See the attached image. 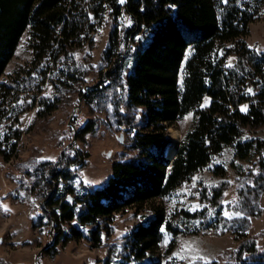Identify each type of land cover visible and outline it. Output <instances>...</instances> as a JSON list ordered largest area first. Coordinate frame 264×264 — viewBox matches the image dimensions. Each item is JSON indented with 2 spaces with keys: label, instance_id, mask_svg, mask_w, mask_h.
Wrapping results in <instances>:
<instances>
[{
  "label": "trees",
  "instance_id": "16d2710c",
  "mask_svg": "<svg viewBox=\"0 0 264 264\" xmlns=\"http://www.w3.org/2000/svg\"><path fill=\"white\" fill-rule=\"evenodd\" d=\"M263 4L264 0H126L124 5L120 0H0V155L4 161L15 157L22 137L20 114L36 108L31 131L38 121L45 122L61 104L66 105L64 98L70 93L80 94L94 115L100 112L80 124L79 131L75 127L77 138L94 131L125 137L104 187L82 182L86 191L80 197H67L61 205L65 212L54 216L69 228L63 245L88 239L96 248L102 242V222L112 229L109 223L116 214L150 206L153 217L112 244L105 264H146V256L162 246L164 228L174 236L179 231L210 234L214 229L240 233L237 238L242 243L223 253L222 262L198 259L189 264H264V244L245 239L243 232L251 218L263 213L259 198L264 193V140L243 138L264 128V48L252 47L246 39ZM105 28L107 41L99 64L94 65L97 37ZM25 33L31 62L5 78ZM129 58L132 64L127 69ZM231 60L235 64L229 68ZM96 67L100 79L85 92ZM44 85L49 92L40 95ZM206 96L211 104L204 108ZM242 105H248L246 111L240 109ZM189 113L194 120L187 126L184 120ZM179 125L182 137L173 145L168 131ZM68 129L62 149L70 146L73 137ZM227 146H234L240 158L256 152L251 165L238 175L237 199L225 202L227 181L199 187L196 197L204 207L183 211L189 225L180 228L168 223L156 201L168 203L177 188L207 168ZM172 147L175 153L168 157ZM75 152L69 148L57 161L40 155L26 166L23 178H13L19 185L24 178L45 182L31 192L37 191L40 198L32 206L41 209L39 214L44 211L41 200L51 194L45 171L56 165L63 170L59 165L70 163L67 157ZM81 169L82 165L68 173L58 171L59 178L64 177L57 183L64 188L65 180L78 178ZM211 169L225 176L224 166ZM223 210L233 216L223 217ZM88 224L90 233L82 229Z\"/></svg>",
  "mask_w": 264,
  "mask_h": 264
},
{
  "label": "rangeland",
  "instance_id": "374dc122",
  "mask_svg": "<svg viewBox=\"0 0 264 264\" xmlns=\"http://www.w3.org/2000/svg\"><path fill=\"white\" fill-rule=\"evenodd\" d=\"M125 3L126 0L121 4L124 5ZM27 37L28 34L25 33L14 58L6 69L5 78L18 68L27 66L31 62L32 54L27 45ZM246 39L250 46L259 50L264 48V4L255 21L251 23ZM106 41L107 30L105 28L97 37L98 46L96 52L93 53L94 61L92 60L94 65L99 64V55ZM131 64L132 58H129L126 68L129 69ZM234 64L235 60H231L227 66L232 68ZM93 73L94 75L90 80L92 83L89 85H95L93 83L100 79L97 67ZM46 85H44L40 95L49 92ZM64 101H66V105L61 104L60 108L54 111L45 122L38 121L31 131L29 128L36 114V108L20 114L18 123H20L19 129L22 130V137L15 150V157L5 162L0 155V264H105L107 250L112 244L121 241L134 226L145 223L153 217L150 206L137 210L128 208L113 216L109 223L112 229L106 228L105 223L102 222L100 227L102 242L98 247L93 248V242L88 239H72L63 245V239L70 233L69 228L65 224H58L54 217L56 214L65 212L62 211L61 205L63 202L66 203L67 197H80L86 191L82 182L85 186L92 185L96 189L104 187L112 174L113 164L119 160L120 153L123 151V144L119 141L121 133L104 132L100 134V132L94 131L83 135V138L76 137L74 140L75 127L79 131L80 124L87 123L91 117H99L100 112L94 115L89 111L80 94L70 93L68 97L64 98ZM210 104L211 99L206 96L203 99L202 107H209ZM79 105L80 109L77 110ZM247 108L248 105H242L240 109L246 111ZM100 117L104 118V115L101 114ZM193 120L194 114L189 113L184 121L187 126H190ZM68 128L73 130V133L69 132L70 137L72 134L73 137L70 146L62 149L61 145H64L63 141L69 131ZM168 132L173 145L180 141L182 137L180 125L179 127H170ZM176 132H178V136H175ZM243 138L264 140V128L253 135L246 134ZM62 139L64 140L62 141ZM69 148L76 151L75 154H69L67 157V159L70 158V163L60 164L59 166L63 170H58V165H56L44 173L48 181L47 188L52 195L50 194L49 198L41 200L40 203L44 207V211L39 214L38 211L41 209L39 207L32 209V206L40 198L35 194L37 191L31 192L34 190L33 188L39 187L45 182L41 181V178H37L35 182L24 178L22 179L25 181L24 184L19 185L16 183L17 180L13 178H23L26 166L30 165V161L38 156L47 154L48 157L57 161L59 156ZM255 153L253 150L246 153L244 158H240L236 156L234 146H227L222 154L216 156L207 168L194 175L189 183L177 188L168 203L157 200L154 205H162L168 223H177L180 228L189 225V220L185 219L184 215L182 217L183 211L195 212L204 207L196 197L197 191L195 189L203 186L211 188L222 181H227L229 185L225 202L235 201L237 199L236 180L238 175L244 173L251 165ZM81 165L82 169L78 178L65 180L64 188L57 183L61 173H68L69 169ZM215 165L224 166L226 169L225 176H217L213 173L211 167ZM47 168L49 169V167ZM29 199H36V201L32 203ZM259 205L263 213L251 218L243 232L246 236L245 239H252L261 246L264 244V237H262L264 236L262 234L264 231V193L259 198ZM225 213L228 215L226 216ZM32 216H34L33 220H31ZM222 216L231 217L233 214L223 210ZM49 218L51 223H49ZM52 219L54 223H52ZM82 227L83 231L90 233V224ZM218 228L221 227L218 225ZM108 231L111 232L110 235L107 234ZM218 231L222 232L217 233L216 229L210 234H206L202 230L192 234L179 231L178 235L174 236L164 228L162 246H158L152 253H149L143 262L146 264L152 262L189 264L198 259L206 262H222L223 253L231 252L242 243V240L237 238V234L240 235V233L236 234L233 230L221 229ZM172 243L174 246L169 251ZM112 264L119 263L112 262Z\"/></svg>",
  "mask_w": 264,
  "mask_h": 264
},
{
  "label": "water",
  "instance_id": "95a60500",
  "mask_svg": "<svg viewBox=\"0 0 264 264\" xmlns=\"http://www.w3.org/2000/svg\"><path fill=\"white\" fill-rule=\"evenodd\" d=\"M93 86H95V85H87V86H85L84 87V91L85 92L89 91V89L92 88ZM81 101H82V98H81ZM81 101H80V103H81ZM79 109H80V105L77 107V110H79ZM76 137H77V131L74 130V140H76ZM119 141H120L121 144L124 143V136L123 135H121V137L119 138ZM52 223H54V220L53 219H52Z\"/></svg>",
  "mask_w": 264,
  "mask_h": 264
},
{
  "label": "bare ground",
  "instance_id": "6f19581e",
  "mask_svg": "<svg viewBox=\"0 0 264 264\" xmlns=\"http://www.w3.org/2000/svg\"><path fill=\"white\" fill-rule=\"evenodd\" d=\"M175 136H178V132H176ZM175 153V149L172 147L168 150V157H172Z\"/></svg>",
  "mask_w": 264,
  "mask_h": 264
},
{
  "label": "snow or ice",
  "instance_id": "6c2138e0",
  "mask_svg": "<svg viewBox=\"0 0 264 264\" xmlns=\"http://www.w3.org/2000/svg\"><path fill=\"white\" fill-rule=\"evenodd\" d=\"M120 2H121V3H123V2H124V0H120ZM225 215L227 216L228 214H227V213H225Z\"/></svg>",
  "mask_w": 264,
  "mask_h": 264
}]
</instances>
